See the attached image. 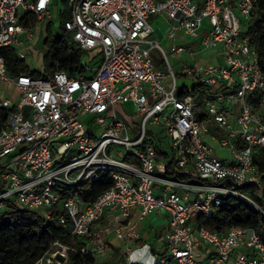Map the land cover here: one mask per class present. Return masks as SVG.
Here are the masks:
<instances>
[{"label": "built area", "instance_id": "2783aa9c", "mask_svg": "<svg viewBox=\"0 0 264 264\" xmlns=\"http://www.w3.org/2000/svg\"><path fill=\"white\" fill-rule=\"evenodd\" d=\"M60 1L0 0V49L32 43ZM65 1L77 69L12 76L0 53V211L33 210L45 224L56 213L72 238L53 241L33 264H72L70 252L111 257V237L125 264H264V223L219 232L195 219L228 197L264 216V152L254 157L264 149V71L240 28L257 0ZM154 15L170 21L171 54L210 50L213 59L175 70L149 38ZM157 148L189 178L165 175ZM103 176L112 185L86 198L85 184ZM153 213L166 218L162 251L144 240L142 221Z\"/></svg>", "mask_w": 264, "mask_h": 264}, {"label": "trees", "instance_id": "16d2710c", "mask_svg": "<svg viewBox=\"0 0 264 264\" xmlns=\"http://www.w3.org/2000/svg\"><path fill=\"white\" fill-rule=\"evenodd\" d=\"M69 15L70 9L65 10L61 15L60 33L54 34L49 25L46 28L43 42L47 50L42 58V73L30 70L13 48L0 49L9 74L15 76L19 73H30L33 76L48 77L56 70L77 69L81 63V48L65 32L64 22ZM28 21L34 23L35 16L30 15ZM24 23L27 24V21ZM245 34L264 71V0H257L254 4V13ZM6 115V108L0 106V127L4 124ZM170 154L167 150L157 148V157L166 161L164 174L169 177L188 179L189 176L174 165L173 155ZM260 166L264 169V159L260 161ZM111 185L112 180L108 176H103L92 183L87 182L85 197L95 199ZM195 219L198 225L219 232L230 227L255 228L260 223H264V216L260 212L245 201L234 197H228L223 204L216 206L209 217L197 214ZM55 240L65 243L72 240L69 227L60 223L56 213L53 214L52 220L45 224L43 218L33 210L14 207L0 211V264H33ZM75 240L78 239L75 238ZM70 258L72 264H90L95 261L91 253L78 255L70 252ZM120 260H122L121 257Z\"/></svg>", "mask_w": 264, "mask_h": 264}, {"label": "rangeland", "instance_id": "374dc122", "mask_svg": "<svg viewBox=\"0 0 264 264\" xmlns=\"http://www.w3.org/2000/svg\"><path fill=\"white\" fill-rule=\"evenodd\" d=\"M70 7L68 6L67 2L65 0H61L60 2H58V4L55 6V14L54 16L51 18V29L53 31L54 34H58L60 33V21L61 18L60 16H58V13L62 11V14L64 13L65 10H69ZM58 11V13H57ZM204 23H206V20L204 21ZM250 20L241 17L240 19V28L241 30H245L246 27L249 25ZM44 28H43V24L40 23L39 25V30H38V34L35 36V38L33 39L32 43H28V44H24L21 47H18V49L16 50L17 53L20 55V57L25 61V63L29 66L30 69L33 70H41L43 71V65H42V58L46 53L47 47L43 42L44 39ZM67 35L69 36V33L66 32ZM21 39L24 37L23 35L19 36ZM149 38L151 39H155L154 35L151 34L149 36ZM159 41V39H157ZM167 42L164 41H160V44L162 45V47L165 49V51L167 52L168 55V60L169 63L171 64V66L175 69V67H177L180 63H187L189 62V56L186 54H181L178 56H174L171 54L170 52V45L166 44ZM197 57L194 56V58ZM162 64L164 65V68L167 69V62L164 60H162ZM118 109V108H117ZM129 109V107H128ZM119 111V110H118ZM121 114V113H120ZM125 120H127L129 122V120L131 119L130 116H122ZM135 134V131H134ZM162 136V135H161ZM206 140H208L209 138H205ZM210 144L216 149V151L220 154L221 157H226L228 154V151L225 148H220L219 144L214 141L209 139ZM222 149V150H221ZM262 152H264V149L259 148L258 149V153H256L254 155L255 158L259 159L260 155L262 154ZM171 153V152H170ZM172 156V153L170 154ZM75 177L74 174H71L70 178L73 179ZM156 214L153 213L150 217H147L144 221H142V225L145 227H149V231H147L148 233V240L150 241L152 239H154L155 234L157 233L165 224L166 218L163 216H159V217H155ZM145 231V230H144ZM162 237V236H161ZM161 237H155L156 239H154V243L156 244L154 246V251H162L163 247H164V243L162 242V238ZM160 238V239H159ZM90 239V238H89ZM72 243L74 245H76V240H73ZM108 245H110L113 249V253L111 255V257L106 258V255H99L97 257V259L95 261H93L90 264H125V256L126 254L123 253L120 249V242H118V240L114 239V238H110L107 241ZM120 257L122 258V260H120Z\"/></svg>", "mask_w": 264, "mask_h": 264}, {"label": "crops", "instance_id": "0c3cea01", "mask_svg": "<svg viewBox=\"0 0 264 264\" xmlns=\"http://www.w3.org/2000/svg\"><path fill=\"white\" fill-rule=\"evenodd\" d=\"M150 22L152 23V25H153V29H154V31H153V35H154V37H155V39L157 40V39H159V44H160V41H164V42H167L166 44H168V45H171V43H172V40H170V39H168L167 37H166V32H167V29H168V26H169V24H170V21H169V19L168 18H166V17H164V16H162V15H154V16H151V18H150ZM206 23H207V20H206ZM161 45V44H160ZM162 46V45H161ZM191 47L192 48H194L195 49V47H196V45H193V43L191 44ZM165 50V49H164ZM181 54H186V55H188L189 56V62H187V63H192L194 60H196V59H198V58H200V57H202L203 59L204 58H210V59H213V56H212V52L210 51V50H203L202 52H199V53H196V54H194V55H191L187 50H185V51H183V52H181L180 54H172V55H174V56H178V55H181ZM197 55V57H195L194 58V56H196ZM154 56H155V59L156 60H158L159 58H158V52H156V53H154ZM168 56V55H167ZM162 63V62H161ZM181 64V63H180ZM180 64L177 66V67H175V70H178L179 69V66H180ZM171 65V64H170ZM190 80L191 79H185V78H183L182 76H179L178 77V83L179 84H183V83H188V82H190ZM222 150V149H221ZM159 159H161V158H159ZM155 217H159V215H157L156 214V216ZM149 229V227H146L145 226V234H144V237H145V241L146 242H148V243H150L153 247L156 245L155 243H154V239H156L155 237H161L162 236V234H163V232L165 231V229H166V221H165V224H164V226L157 232V233H154L155 234V236H154V239H152V240H150V241H147L148 240V233H147V231H149L148 230ZM162 238V237H161ZM160 239V238H159ZM162 240V242H163V239H161ZM164 243V242H163ZM132 246H135V244H132ZM147 248H144V247H142L140 250H139V254H141L144 258H147L148 259V255H147V253H146V250Z\"/></svg>", "mask_w": 264, "mask_h": 264}]
</instances>
